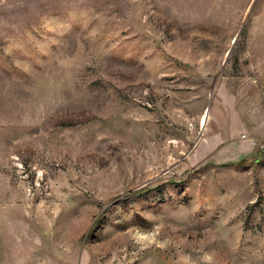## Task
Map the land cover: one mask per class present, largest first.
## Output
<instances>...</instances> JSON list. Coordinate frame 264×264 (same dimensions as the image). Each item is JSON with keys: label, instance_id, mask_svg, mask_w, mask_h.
Here are the masks:
<instances>
[{"label": "rangeland", "instance_id": "1", "mask_svg": "<svg viewBox=\"0 0 264 264\" xmlns=\"http://www.w3.org/2000/svg\"><path fill=\"white\" fill-rule=\"evenodd\" d=\"M0 264H264V0H0Z\"/></svg>", "mask_w": 264, "mask_h": 264}, {"label": "bare ground", "instance_id": "2", "mask_svg": "<svg viewBox=\"0 0 264 264\" xmlns=\"http://www.w3.org/2000/svg\"><path fill=\"white\" fill-rule=\"evenodd\" d=\"M208 116H209V115H208ZM208 118H209V117H208ZM203 120H204V118H203ZM203 123H206V120H204Z\"/></svg>", "mask_w": 264, "mask_h": 264}]
</instances>
